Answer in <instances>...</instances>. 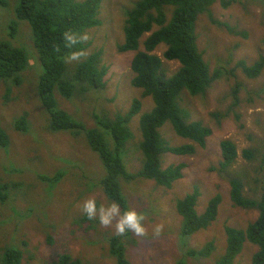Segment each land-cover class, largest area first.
<instances>
[{"label": "trees", "instance_id": "trees-1", "mask_svg": "<svg viewBox=\"0 0 264 264\" xmlns=\"http://www.w3.org/2000/svg\"><path fill=\"white\" fill-rule=\"evenodd\" d=\"M216 1L138 0L135 2L133 8L125 13V19L122 21L125 39L117 46V50L121 54H134L129 67L132 78L128 87L140 93L139 97L132 99L126 113L117 109L118 114L113 118L106 115L95 116L96 127L88 129L87 123L85 125L79 120L81 113L74 115L76 111L70 112L59 107L56 95L66 99L70 107L80 108L93 92L104 90L113 81L105 80L110 68L104 64L103 51L93 49L96 45L95 37L72 48L65 46L63 38L65 32L88 36L92 29L103 33L104 37L110 34L111 38L113 33L104 30L100 19L101 11L104 9L103 0H19L16 14L13 9L7 10L8 0H0L1 14L7 18L6 29L0 30V88L4 90L0 100L13 102L22 90L20 86L23 73L28 70L34 73L36 76L33 77L35 83L33 88L39 90L40 101L48 113L47 135L57 136L63 131L69 133L68 135L72 136V146L75 148L73 153L77 152L79 139H85L89 144L88 149H91L90 154L97 158L104 168V175L98 180L104 194L110 202L117 200L122 203V207H130L123 193L121 180L131 182L150 180L156 183L155 187L171 188L184 177L189 165L179 163L164 167V156L167 154L180 157L196 156L197 148L205 149L207 141L213 134L209 121L192 119L190 104L186 105L188 100L182 96L187 92L193 97H204V102L207 96L213 99L212 93L215 89L213 86L224 75L219 64L220 56L217 49L214 48L210 52V48L207 47L202 53L198 45L197 21L205 12L211 14L208 9H211ZM220 1L224 10L228 9L232 2ZM167 6L175 7L171 18L167 15ZM253 6L259 7L264 15V0H257ZM210 20L232 34L239 33L227 22H220L212 19L211 16ZM21 24L25 25L23 30H19ZM146 33L150 35L145 41L143 51L139 43ZM243 34L246 35L244 32ZM260 41L264 44V34ZM162 45L166 47L164 56L153 54ZM27 49L32 51L29 52ZM78 50L85 51L86 55L77 61L65 59L71 52ZM204 53L208 54L212 62L205 60ZM258 55V59L245 68L249 77L253 79L264 73V51H258ZM169 62H178L181 65L173 75L169 73ZM241 87L242 84L231 91L235 102L232 106L240 102ZM147 99L151 103L150 109L143 112ZM106 112L111 111L103 108L101 114ZM136 116H140L139 128L142 140L139 142L131 127ZM221 118H223L221 114L217 113L215 121L221 124ZM167 123H170L175 134L182 140L180 145H172L163 136L161 129ZM15 126L22 131L21 133H26L28 126L25 115L17 120ZM16 146L14 144V147ZM219 146L222 160L218 167L213 166L210 171H217L223 179L230 181V198L235 208L257 210L259 214L245 229L226 227V250L218 257L216 264H239L237 259L249 243L257 248L250 264H264V181L258 185L238 179L235 173L239 172L232 171L239 157L236 144L225 139L219 143ZM9 147V136L0 124V151L8 157ZM139 151L143 155L141 167L136 172H129L127 163L130 161V154ZM50 156L51 162L47 169L57 172L49 176L51 171L43 170L46 174L41 175L37 180L44 181L51 189L59 181L72 183L75 180L73 168L80 167L83 179L86 181L85 185L87 184L86 163L72 156L58 154ZM243 157L252 162L255 158L254 149H245ZM63 179L65 181H62ZM14 187H17V184L0 183L1 204L8 201L9 189ZM96 187V183L90 186V192ZM199 197L200 191L196 188L192 194L175 203L177 214L184 220L180 232L183 237L192 236L202 230L207 231L218 218L222 197L214 196L202 214L196 210ZM97 202L101 204V201L97 200ZM149 218L153 219L151 216ZM83 219L87 221L85 216ZM130 236L131 233L125 236L113 235L106 240L110 256L115 258L117 264H131L124 241ZM22 244L26 245L25 242ZM182 250L183 257L176 264H188L190 257L211 258L216 247L214 242H209L201 249L189 247ZM158 251L159 248L156 253ZM23 256L22 248L6 247L0 258V264H22ZM150 259L154 260L152 264H161L158 262V256H151ZM81 261V256L77 261L73 260L70 253H64L59 256L58 263L55 264H82Z\"/></svg>", "mask_w": 264, "mask_h": 264}, {"label": "rangeland", "instance_id": "rangeland-1", "mask_svg": "<svg viewBox=\"0 0 264 264\" xmlns=\"http://www.w3.org/2000/svg\"><path fill=\"white\" fill-rule=\"evenodd\" d=\"M81 1V0H80ZM85 1V0H84ZM138 0H103L100 19L103 22L104 30L110 31L113 35L110 38L104 37L96 29L90 30L89 38L95 37L96 45L93 49L103 51V61L110 70L105 80H113L104 90L93 92L87 97L85 104L80 108L69 106L66 99L57 97L61 109L81 113L79 120L87 128L96 127L95 116H108L113 118L118 113L116 110H123L125 113L130 108L133 98L139 97V93L128 87L132 74L129 69L131 57L134 54H121L117 46L124 39L125 13L132 9ZM228 1V0H226ZM254 3L257 0H253ZM19 0H8L7 10L13 9L16 14V7ZM256 7V6H255ZM236 10H222L219 3L205 12L197 22L199 35H203L205 43L199 42V48H210V52L217 49L220 56V67L223 70L233 69L241 59H248L249 63L258 59V51H264V44L260 38L264 34V27L260 26L259 12L250 8L249 12L242 11L239 6ZM216 19L223 22H232L238 29L254 27L258 35H250L248 39L231 37L228 33L213 24L210 20ZM238 19H240L238 21ZM29 27L30 24L28 23ZM7 18L0 10V30L6 29ZM25 28L24 24L19 25V30ZM31 28V27H30ZM252 34V29H247ZM230 39L240 41L245 51L242 52L235 47L236 57L228 59L225 57L230 52ZM98 46V47H97ZM166 47L161 46L156 54L163 55ZM29 51V49H27ZM32 51V50H31ZM29 51V52H31ZM206 61L212 62L207 53H204ZM180 65L169 63V73L173 75ZM223 75L214 84L213 99L204 102V97L186 96L189 111L193 120L209 121L213 134L208 140L209 147L198 151L196 156L180 157L176 155L164 156V167L168 165L185 162L189 165L184 177L179 179L171 188L155 187L154 181L131 182L121 180V187L127 197L129 206L140 212H147L156 222L165 225L163 233L159 237L152 234L149 226L147 237H137L133 234L124 241L127 245V257L131 264H152L151 256H158L161 264H176L183 256V245L187 248H203L209 241L216 243V251L211 258L190 257L188 264H216L218 257L226 250L227 236L226 227L245 229L250 222H254L258 216L257 210H243L235 208L231 198V184L221 177L217 172H211L210 168L217 166L221 161V149L219 143L224 139L233 141L239 152L238 160L232 168L238 179L252 184H262L264 181V73L258 79H249L244 74L238 73L236 77ZM34 73L29 70L22 75L21 91L13 102L0 100V124L10 139L8 149L9 157L0 151V183L10 185L17 184V187L9 189V199L5 204L0 203V258L6 247L22 248L24 252L22 264H55L59 256L70 253L73 260L81 256L82 264H117L114 257L110 256L106 240L116 235L115 228H105L97 221H84V214L79 205L87 199L94 198L101 201L100 205L107 206L111 203L103 192V187L98 180L104 175L102 163L90 154L88 142L79 139L77 152L72 146V136L66 131L60 132L57 136L47 135L48 113L39 98V90L33 88ZM127 87H126V85ZM242 84L239 94V104L232 106V89ZM37 87V86H36ZM4 90L0 88L1 95ZM228 97V100H226ZM15 98V97H14ZM114 99V100H112ZM112 100V102L110 101ZM144 111L150 109V100H145ZM103 108L111 112L101 114ZM81 110V111H79ZM217 113L221 114V124L216 122ZM27 118L28 130L21 133L16 125L17 120L24 116ZM140 116H136L132 122V130L140 139L139 128ZM138 128L140 135L138 133ZM161 132L172 145H180L182 140L175 135L170 123H167ZM136 137V138H137ZM138 141V142H139ZM14 144L17 145L14 147ZM208 146V145H207ZM245 149H254L255 158L252 162L243 157ZM1 150V148H0ZM51 154L72 156L87 165L88 182L85 185L81 168L74 169L75 180L72 183L58 182L52 189L44 181L37 180L43 174V170L51 162ZM27 155V156H24ZM143 155L139 151L130 154V161L127 163L129 172H136L140 169ZM74 163H71L73 165ZM57 171L53 170L49 176ZM96 181V182H95ZM79 182V184H76ZM83 183V185H82ZM96 183V188L90 192L89 187ZM198 188L200 197L196 210L199 214L205 212L206 207L214 196L222 197L220 214L217 221L207 230H202L192 236L183 237L180 232L184 220L176 214L175 203L184 199ZM245 188V192L247 191ZM247 193V192H246ZM250 194V193H248ZM131 200L133 203H131ZM158 216V217H155ZM147 224V221H146ZM26 243L23 246L22 243ZM159 248L158 253L156 250ZM256 247L247 244L244 252L238 257L239 264H250ZM158 254V255H157Z\"/></svg>", "mask_w": 264, "mask_h": 264}, {"label": "clouds", "instance_id": "clouds-1", "mask_svg": "<svg viewBox=\"0 0 264 264\" xmlns=\"http://www.w3.org/2000/svg\"><path fill=\"white\" fill-rule=\"evenodd\" d=\"M231 1H232L231 4L227 7L228 9H225V11L234 10V9L236 10L235 6H239L242 9V11H245V12H249L250 8H253L254 10L259 12V9L257 7H255V6H253V4H255L253 2V0H231ZM215 3L216 4L219 3L221 5V1L220 0H217ZM174 10H175V7L172 6L170 8L169 6H167L168 18H171L172 12ZM222 10H224V9H222ZM208 11H209V9H208ZM263 17H264V15L262 13V10L260 9L259 19H260V26H262V27H264V19H263ZM239 20L240 19H238V21ZM220 22H223V21H220ZM227 23H229L230 25L235 27L239 31V33L238 34H232V33L228 32L223 27L221 29L225 30L228 33V35H230L231 37H234V38L241 37L243 42H244V39L245 40L248 39L250 37V35L253 36V37H257L258 35H260V34L256 33L254 27L245 26L244 27L245 29L240 30L235 25H233L232 22H227ZM247 29H252L253 33L250 34L247 31ZM243 32L246 33V35H244ZM149 35H150V33H148V34L146 33L144 35V37L142 38V40H140V43H139L140 44V48L143 51H144V47H145V41L147 40ZM63 38H64L65 46L68 47V48H72L75 45L80 44L83 41H87L89 39V37L87 35L78 36L77 34H74L72 32H65ZM124 39H125V34H124ZM199 42L205 43L204 39H203V36L199 35L198 43ZM230 44H231L230 45V48H231L230 52L227 55H225V57L228 58V59H233V58L236 57L235 47H238L242 52L245 51V47L242 46V43L240 41H236L235 42L234 40L230 39ZM162 46H164V45H162ZM160 47H158L153 52V54H155V55H157L159 57H163L164 54L162 56L159 55V54H156V51ZM85 55H86L85 51L78 50V51L71 52V54L69 56L65 57V59L67 61H77V60H79L81 57H83ZM254 62L255 61H253L252 63H249L248 59H241L239 61L238 65L235 66L233 69H230L228 71L222 69V71H223L224 75L235 77V72L237 70L238 72L236 74V77L238 76V73H242L247 78L253 79V78L249 77V74L247 73L245 68L246 67L248 68ZM169 63H176V64L180 65L178 62H169ZM260 77H258V78H260ZM184 95L185 96H182V97L186 98V96L190 95V94L185 92ZM112 100H114V99H112ZM143 112H146V111L143 110ZM133 133H134V131H133ZM138 133L140 135L139 128H138ZM134 135H135V133H134ZM135 137H137V136L135 135ZM140 140H142V138ZM138 141H139V138L137 137V142ZM211 141L209 142V144H208V141H207V145L208 146L205 149H207L209 147ZM205 149H202L201 147L197 148L198 151L205 150ZM238 154H239V152H238ZM220 155H221V153H220ZM221 160H222V155H221ZM183 163L186 164L185 162H183ZM175 165H177V164H175ZM121 199H123V198H121ZM131 203H133L132 200H131ZM79 207H80V210L84 214V216H85L87 221L93 222V221H97V219H98V223L102 227L109 228V227H113L114 226L115 233H116L117 236H125V235L131 233V234H133V235H135L137 237H147L148 236L149 226L151 227L152 234L155 237H159L164 231L165 225L163 223L156 222V220H154V219H150L149 218V214L147 212H140V211H137L136 209L131 208V207H126V208L122 207V203L120 201H117V200H113L107 206H104V205L98 204L96 199L90 198V199L84 200L79 205ZM206 209H207V207H206ZM219 214H220V208H219ZM219 214H218V216H219ZM146 221H147V224H146ZM209 242H214V241H209ZM181 243H182L181 249L182 248L186 249V247L189 246L188 244L187 245H185V244L183 245L184 242H183L182 239H181ZM214 245L216 247V243L215 242H214Z\"/></svg>", "mask_w": 264, "mask_h": 264}]
</instances>
